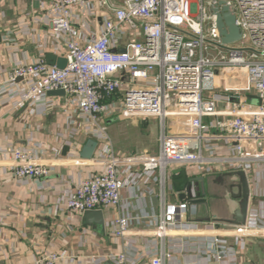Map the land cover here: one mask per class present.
I'll list each match as a JSON object with an SVG mask.
<instances>
[{"label":"built area","instance_id":"built-area-1","mask_svg":"<svg viewBox=\"0 0 264 264\" xmlns=\"http://www.w3.org/2000/svg\"><path fill=\"white\" fill-rule=\"evenodd\" d=\"M223 7L240 32L239 41L230 45L221 43L216 27L214 10ZM41 9L36 20L50 46L40 44L35 60L16 63L0 78V94L6 93L3 101L19 112L43 105L51 92H63L73 105L69 138L77 123L96 139L89 159L95 167L64 197L68 215L119 211L122 191L130 184L122 171L140 170L156 174L159 188L158 227L148 236L190 235L200 231L189 220L188 202L167 201L170 167L264 180V0H48ZM24 21L20 17L2 37L7 48L16 40L9 34L31 31ZM48 54L63 58L65 66L47 63ZM113 115L144 121L156 154L116 156L101 123ZM77 148H72L76 158L85 162ZM7 154L12 162L7 178L39 182L50 176L51 167L33 162L29 151L10 148ZM262 227L252 218L234 234L249 236ZM208 228L214 225L205 224L201 232L211 234ZM103 230L126 238L129 219L117 214ZM65 257L64 252H42L35 264H57ZM217 258L222 259L220 252ZM107 259L129 264L123 251ZM137 264L174 263L162 248Z\"/></svg>","mask_w":264,"mask_h":264},{"label":"crops","instance_id":"crops-1","mask_svg":"<svg viewBox=\"0 0 264 264\" xmlns=\"http://www.w3.org/2000/svg\"><path fill=\"white\" fill-rule=\"evenodd\" d=\"M47 1L0 0V78H5L16 63L35 60L40 44L49 48L51 40L37 21L43 14L41 4ZM22 16L25 28L31 31L19 37L9 34L16 40L7 48L2 37ZM6 97V93L0 94V264H35L38 256L47 251L65 253L66 257L57 264H113L107 256L120 251L125 252L129 264H137L162 248L171 254L174 264L264 262L261 178L245 179L239 172H196L191 167H170L167 201L188 202L189 220L197 227L195 231L201 232L207 223L214 228L207 229L211 234L195 232L161 239L147 234L158 227L156 174L128 171L126 178L130 184L122 191L119 211L102 210L104 222L117 214L129 219L131 233L118 239L102 227L88 224L83 215H68L63 208L64 197L90 167H95L91 160H78L72 148L78 146L82 159L81 150L87 141H96L77 123L72 127L74 135L69 138L68 114L73 105L66 96L48 95L43 105L19 112H13L11 104L3 101ZM101 123L108 131L116 156L125 157L119 156L117 149L150 142L155 146L151 155L156 154L154 136L144 121L113 115L103 118ZM10 148L29 151L33 162L51 167L50 176L39 182L7 178L12 166L7 154ZM252 218L263 227L249 236H236L234 230ZM219 252L222 259L217 258Z\"/></svg>","mask_w":264,"mask_h":264},{"label":"water","instance_id":"water-1","mask_svg":"<svg viewBox=\"0 0 264 264\" xmlns=\"http://www.w3.org/2000/svg\"><path fill=\"white\" fill-rule=\"evenodd\" d=\"M214 12L216 13V27L221 37V43L223 45H230L238 42L240 39V32L239 28L236 26L234 15L227 7H223L221 12H218L217 10H214ZM46 61L51 65L55 64L58 69H62L65 66V60L54 55H46ZM49 95H63V92H51ZM95 147V141H87L81 150V158L84 160H89L92 157ZM184 176L185 171L183 170V177ZM236 215L239 217L238 214ZM83 218L88 224H95L102 228L104 226V217L102 211L100 210L87 211L83 213Z\"/></svg>","mask_w":264,"mask_h":264},{"label":"rangeland","instance_id":"rangeland-1","mask_svg":"<svg viewBox=\"0 0 264 264\" xmlns=\"http://www.w3.org/2000/svg\"><path fill=\"white\" fill-rule=\"evenodd\" d=\"M108 132V131H107ZM152 141V139H151ZM145 145H140V144H132V145H127L126 147L120 148V150L117 149V154L119 156H133V157H139V156H149L152 154V152L155 150V146L152 145L150 142L149 144L144 143ZM116 151V150H115ZM126 172L122 171V177H126Z\"/></svg>","mask_w":264,"mask_h":264}]
</instances>
